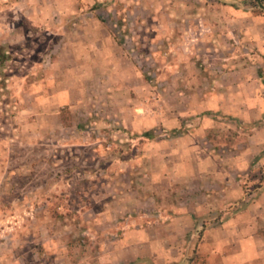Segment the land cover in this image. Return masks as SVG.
<instances>
[{
	"label": "crops",
	"instance_id": "1",
	"mask_svg": "<svg viewBox=\"0 0 264 264\" xmlns=\"http://www.w3.org/2000/svg\"><path fill=\"white\" fill-rule=\"evenodd\" d=\"M161 8L163 34L144 58L158 62L156 111L128 101L119 108L116 92L146 86L133 56L122 49L126 41L119 45L94 24L93 34L63 40L56 55L62 59L61 80L47 77L33 86L43 93L33 96L37 110L30 128L49 135L61 126L59 106L88 114L95 102L110 118L127 112L125 126L142 133L140 162L118 168L113 159L106 165L108 194H100L103 207L94 214L101 232L89 233L99 248L95 264H182L183 251L190 249L205 251L203 264H264V182L249 201L242 191H229L239 186L230 171L242 172L251 158L264 154V84L258 75L264 72V12L242 0H163ZM96 89L109 92L103 103L88 92ZM167 95L169 104L162 97ZM235 122L250 127L236 161L201 163L204 131L235 129ZM181 124L188 128L172 140L152 141V150V137H143L151 128L175 130ZM233 199L247 203L231 215ZM213 215L219 216L216 225L201 223Z\"/></svg>",
	"mask_w": 264,
	"mask_h": 264
},
{
	"label": "rangeland",
	"instance_id": "2",
	"mask_svg": "<svg viewBox=\"0 0 264 264\" xmlns=\"http://www.w3.org/2000/svg\"><path fill=\"white\" fill-rule=\"evenodd\" d=\"M161 1L0 0V264L97 261V238L89 233L101 232L94 214L103 207L100 194H108L103 185L109 175L106 165L113 159L118 168L122 163L140 162L142 133L125 126L127 112L110 118L109 110L99 109L94 102L88 114H75L65 104L59 106V129L49 135L36 134L30 128L37 110L33 96L43 92L33 86L47 77L61 80L62 59L56 55L63 40L77 42L80 36L93 34L94 24H98L115 41H126L122 49L133 56L146 86L129 93L116 92L119 108L121 101H128L156 111L158 92L152 85L157 80L158 62L144 58L158 34H163L164 28L157 22L165 19ZM215 1L234 5L236 0ZM248 1L264 12V0L242 3ZM88 92L98 103L109 93ZM162 97L166 104L172 102V97ZM235 127L204 131V139L199 141L205 157L199 156L201 163L236 161L250 127ZM187 128L184 124L174 131L151 128L147 132L152 136L151 150L152 141L172 140ZM207 174L219 176L211 170ZM230 179L239 180L238 187L229 186L231 193L242 191L245 200L252 199L264 182V154L251 158L244 171H230ZM246 203L231 200V215L243 210ZM217 221L219 216L213 215L201 223L216 225ZM118 222L123 220L114 224ZM204 258L205 251L190 249L183 251L182 264H203Z\"/></svg>",
	"mask_w": 264,
	"mask_h": 264
},
{
	"label": "trees",
	"instance_id": "3",
	"mask_svg": "<svg viewBox=\"0 0 264 264\" xmlns=\"http://www.w3.org/2000/svg\"><path fill=\"white\" fill-rule=\"evenodd\" d=\"M118 44L121 45L122 42H118ZM258 75L261 78V82L264 84V72H259ZM235 124L236 125H239L237 122H235ZM143 137H145V138H151L152 136H151V134H149V133L146 132V133L143 134Z\"/></svg>",
	"mask_w": 264,
	"mask_h": 264
}]
</instances>
